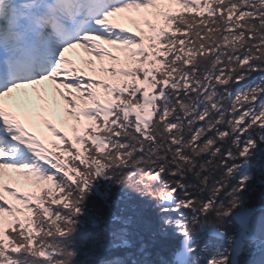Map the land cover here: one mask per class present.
Wrapping results in <instances>:
<instances>
[{"label": "snow or ice", "instance_id": "snow-or-ice-1", "mask_svg": "<svg viewBox=\"0 0 264 264\" xmlns=\"http://www.w3.org/2000/svg\"><path fill=\"white\" fill-rule=\"evenodd\" d=\"M258 189L264 0H0V264H264Z\"/></svg>", "mask_w": 264, "mask_h": 264}, {"label": "rangeland", "instance_id": "rangeland-1", "mask_svg": "<svg viewBox=\"0 0 264 264\" xmlns=\"http://www.w3.org/2000/svg\"><path fill=\"white\" fill-rule=\"evenodd\" d=\"M127 15H128L129 17H131V19H136V20H138V21H139V27H140V28H143L145 32H148V31H149L147 25L144 24L143 19L141 18V16H140L138 13H136V12H129ZM131 19L122 20L121 23L123 24L124 27L128 28L129 33L136 32L137 34H139V33H138V30H137V25H136V24H133V23L131 22ZM104 47H105V48H108L109 51H112L114 55H118V56H121V58H123V55H124V54H123V53H120V52H116L115 49H114L111 45L104 44ZM67 55H69V56L72 57V58H77V56H81V57H82V56H85V54H84L82 51H80V50H73V51H70ZM91 59L94 60L95 65L97 66V68H99L102 62L96 60L94 56L91 57ZM103 64H104V66H111V65H112V62L105 60V61L103 62ZM85 75H86V76H92L93 78H97V79H98V78H100V76H101L102 74H99V73H93V72L90 71L87 67H85ZM33 99H35L34 96H33ZM57 100H59L58 97H57ZM41 103H42V102H41ZM59 103L62 105V104H63V101L61 100V101H59ZM42 115L45 116V117H47L48 119L52 120L53 122L57 123V126L59 127V122H58V120H57L54 116L50 115V114L47 113V112L42 113ZM69 135L71 136L72 134L69 133ZM21 187H25V186H24V185H21ZM5 195H7V193H5ZM8 198H9V200L12 199L11 197H8Z\"/></svg>", "mask_w": 264, "mask_h": 264}, {"label": "trees", "instance_id": "trees-1", "mask_svg": "<svg viewBox=\"0 0 264 264\" xmlns=\"http://www.w3.org/2000/svg\"><path fill=\"white\" fill-rule=\"evenodd\" d=\"M262 194H264V189H258L257 192L253 195V201L259 203Z\"/></svg>", "mask_w": 264, "mask_h": 264}]
</instances>
